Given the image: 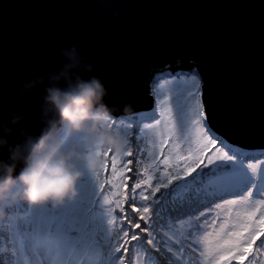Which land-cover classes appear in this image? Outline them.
<instances>
[{"label": "water", "instance_id": "1", "mask_svg": "<svg viewBox=\"0 0 264 264\" xmlns=\"http://www.w3.org/2000/svg\"><path fill=\"white\" fill-rule=\"evenodd\" d=\"M70 46L94 66L84 78L103 82L109 109H149L152 80L192 72L207 125L231 145L264 147V0H0V124L12 129L8 145L23 142L21 129L32 136L42 129L44 87L20 94L15 85L31 76L29 65L45 77L59 69L58 50ZM12 111L25 119L12 125ZM0 160L8 162L7 147Z\"/></svg>", "mask_w": 264, "mask_h": 264}, {"label": "snow or ice", "instance_id": "2", "mask_svg": "<svg viewBox=\"0 0 264 264\" xmlns=\"http://www.w3.org/2000/svg\"><path fill=\"white\" fill-rule=\"evenodd\" d=\"M177 79L172 76L161 75L154 82V87L158 86L162 80L172 81ZM177 87H180L179 82ZM196 93L190 89H184V91L176 99V117L173 118L171 96H165L160 103L163 105V115L162 117H157L155 113L153 118L149 122L148 120H137L129 121L127 124L121 123V128L123 131L128 132L133 125H135L136 136L135 139L140 138V133L143 132L147 135L149 129H151L153 135V152L152 163L148 165V169L155 170L153 168L156 165L157 155L155 149L159 146L161 152L163 151V146L169 143V137L172 138L171 148L169 149L168 156H165L161 163L168 167H173L175 165L177 169V175L172 177L166 173L167 183L158 181L155 185V191L152 193L155 196L156 192H159L161 188H168V185L172 182V179H179V169L181 165L178 163L179 160H185L183 165L184 171L187 174L196 171L201 164L204 163L203 156L206 153L209 145L215 146L216 142L219 141L221 147L228 149V145L220 140L219 137L215 136L211 129L208 127L206 121L204 120V112L202 110V105L197 104L196 107H191V101L195 100ZM183 101V102H181ZM113 119V127L117 123L115 118ZM152 121H156L153 125ZM211 137V139H209ZM157 138L159 144L157 145ZM177 140L184 143L186 148L184 151L188 153L185 157L180 151V143ZM133 141V142H134ZM141 149L139 146L136 147V154H140ZM231 151V149H229ZM111 150L108 149L107 153ZM216 152H220L219 148H216ZM100 153L97 152V155ZM126 156L133 155L132 151L125 153ZM218 160L229 161L228 164L216 165V167L209 169L207 172L201 171L197 173L196 177H193L192 182H185L184 184L175 185L168 193H162L161 196H166L168 199L165 200V205L160 208L155 209L157 216L161 212L168 210L167 205L171 202L176 208H184L185 206L189 209L185 215L192 221L187 225L183 231L177 229L176 225L181 222V217H173L172 224L169 226L168 231L171 233L167 236L166 242L161 247H156L154 244L155 237L147 240V244L153 245L155 252L164 251L172 253L168 258V264H188L190 258V253L186 251L184 240H191L192 243L188 245L191 252L199 251V257L191 261V264H232V261H237L238 264H244L249 257L256 258L260 254H264V162L256 160L254 164L247 163L243 156H241L239 163H232L234 155L230 156L224 153H220L216 157ZM195 164V167L190 168L188 161ZM132 161L121 162L120 160L113 158L112 171L109 173L119 180L131 179V177L125 176L126 172H132L133 170L128 167ZM207 163L213 164L214 160L211 156L207 157ZM117 165H120L117 168ZM222 165L236 166V168L229 167L227 169L222 168ZM107 167V166H106ZM207 167V165H205ZM190 168V171H189ZM252 172L257 173V175H252L248 169ZM148 169H145L147 179L143 180V184H148L150 187L152 176L148 174ZM237 169L246 170V175L243 178V182L246 187L239 192L230 194L232 196L247 197L244 200L237 201L232 200L229 205V216H231V208L235 205L246 204L248 200L256 201L259 200L260 203L257 205L253 203L251 205L252 211H245L244 213L237 212L236 216L230 220H224L220 223L219 231L215 233H208L204 235L206 231V222H195L198 216H203V212H199V206L205 204L207 198L211 197L209 195V188L211 187L212 181L222 175V174H235ZM98 175V174H97ZM111 183V181H109ZM125 189L128 188L127 183L122 185ZM83 183L81 184V189L83 190ZM140 183H135V188H140ZM254 189V191H253ZM134 192V190H133ZM139 193L132 195L129 200V207L132 212H140V209L136 207V196ZM226 197H220V199H225ZM143 199H148L144 196ZM159 199V198H158ZM214 200H210L206 206L210 207ZM119 206V205H118ZM149 209L144 207L139 219L141 221L146 220V213ZM260 212L259 219H256V212ZM48 214V215H45ZM127 221V225L122 224L121 227L124 231L126 237L124 243L132 247H143L144 237H141L139 233H134L129 236L128 225H131L133 229H139L140 232H148V226H141L140 223L134 222V219L130 215L122 217ZM231 223V227L229 224ZM72 220L67 217H57L56 214L51 213L48 209L43 211L33 210L24 216H14L10 218L8 223V230L12 233L13 241L18 245L21 252L25 248L29 250L43 249L47 252L48 258L51 264H67L69 259L73 256L74 251L77 246H80L81 253L92 256L96 249L99 248L95 239L91 235V241L87 244H81V236L79 238H72L68 231H70V226ZM66 225L69 226L66 230ZM257 225H259V230H257ZM79 231L86 232L83 226ZM167 235V234H166ZM172 237L177 238L178 247L176 251L173 252L174 245L172 244ZM201 237H203L201 239ZM71 241V243H69ZM136 241L137 244L132 242ZM257 241L259 243L257 244ZM193 244L200 245L201 247H193ZM255 246V248H254ZM5 251L3 247H0V252ZM120 252V256L113 257V253ZM129 252L128 247L119 245L112 247L111 243L106 248V256L108 259L105 264H124V261ZM144 252L147 256V264H159L158 258L153 255L150 249L144 248ZM19 258H17L18 260ZM5 264H12L11 259L5 260ZM130 264H135V260H131Z\"/></svg>", "mask_w": 264, "mask_h": 264}, {"label": "trees", "instance_id": "3", "mask_svg": "<svg viewBox=\"0 0 264 264\" xmlns=\"http://www.w3.org/2000/svg\"><path fill=\"white\" fill-rule=\"evenodd\" d=\"M131 114H124L111 110L112 118H115L117 121L114 127L122 130L121 123L126 125L129 121L137 120H148L150 122L152 119V115H146L145 112ZM208 127L215 136L219 137L220 140H223L224 143L228 145L227 150L229 151V149H231V151H229L230 153H235L236 155L243 156L244 158L264 157V147L258 146L255 150H252L231 145L223 136L215 132L209 125ZM123 132L129 139L128 151H132L133 155H123L122 157H117L112 151L105 154L108 150L106 148L98 149L97 152L100 154L97 155V152L93 154V159L98 157L100 162L91 173L85 172L84 178L78 186L79 195L74 202L66 203L64 206L56 209L51 208V206L44 209H35L29 206L26 202H21L6 210V218L0 220V247L5 249V251L0 252V264H5V260L7 259H11L12 264H51L47 252L43 249H36L33 251L25 248L23 252H21L18 245L13 241L12 233L8 230V223L11 217L27 215L34 209L38 211L48 209L51 213L56 214L57 217H67L71 219L72 224L68 234L74 239L81 236V244L90 243L91 235L95 239L99 248L96 249L92 256L88 257L87 255H83L81 253L80 246L78 245L67 264H105L108 259L106 256V248L109 245V242L113 248L119 245L129 248L124 264H130V261L133 259L135 260V264H147L148 258L144 252V248L152 251L153 255L158 258L159 264H168V258L172 255V253H168L166 251H164L163 254L161 252H155V248L153 245L147 244V240L155 237V246L161 247L165 244L167 236L171 235L168 228L173 222V217L182 218L181 222L176 225L177 229L180 231L187 228V225L192 221L185 215V213L189 211L186 206L184 208H176L171 202L167 205L168 210L161 212V214L157 216L155 209L164 206L165 200L168 199L166 196L162 197L161 194L168 193L175 185L184 184L186 181L192 182L193 177H196L197 173H200L201 171L207 172L209 169L216 167V165L208 164L207 161L204 160V163L201 164L199 168H196V171L191 172L189 175L183 168L185 160H179L178 163L181 165V168L179 169L180 178L172 179L168 188H161L160 191L156 192L155 196H153L152 193L155 191V185L158 181L167 183L166 173L172 177L177 175L175 165L173 167H168L161 163L164 157L169 154L172 138H168L169 143L163 146L162 152L159 146L156 147L155 152L157 155V161L156 165L153 166L155 169L153 171L152 169H148V165L152 163L151 153L153 152V135L151 129L150 132L148 131L147 135L141 132L140 138L135 139V141V125H133L128 132ZM177 143H180V151L182 155L187 157L188 153L184 151L186 145L179 140H177ZM158 144L159 140L157 138V145ZM218 144L220 145L219 141L216 142L215 146ZM137 146L141 149L139 155L136 154ZM209 149L211 148H208L207 150ZM223 149L225 150L226 148L223 147ZM114 157L122 163L129 160L132 161L128 167L133 171L126 172L124 174L125 176L131 177V179L125 181L123 178H120L117 180L116 177L109 174L112 171L111 166ZM228 163L229 162H226L225 164ZM188 164L190 165V168L195 167V164H193L190 160L188 161ZM205 165H207V167H205ZM119 167L120 165H117V168ZM229 167L230 166L228 165H224L223 168L227 169ZM145 169H148V174L152 176L151 187L148 184L142 183L143 180L147 179ZM109 181H111V183H109ZM82 183L84 185L83 190L81 189ZM124 183H127V189L122 186ZM135 183H140L141 187L138 189L135 188ZM245 187L246 184L243 181L238 185L221 186L211 184V187L209 188V195L211 197L207 198L205 204H201L198 209V211L203 212L204 215L198 216L195 221L198 223L206 222V231L204 235L219 231L220 223L222 221H231L236 216L237 212H250L253 210L251 207L253 203L257 205L260 203L259 200H248L246 204L238 203L231 208V216H229V205L231 201H241L247 197V193H245V197L232 196L230 194L242 191ZM133 190L135 193H139V195L136 196V207L140 209V212H132L129 207V200L134 194ZM144 196H147L148 199H143ZM224 196L226 197L225 199H220V197ZM210 200H214L215 202L211 203V206L208 207L206 204ZM144 207H147L149 211L145 214L147 219L141 221L139 217ZM126 215H130V217L134 219V222L140 223L142 227L145 225L148 226V232H140L139 229H133L131 225H128L129 236L134 233H139L141 237L145 238L143 247H132L124 243L126 237L121 225H127V221L121 218ZM259 216L260 212L257 211V220L259 219ZM82 226L86 232L81 233L79 231ZM229 227H231V223L229 224ZM68 228L69 226L66 225V230H68ZM257 230H259V225H257ZM202 238L203 237H201V239ZM261 239H264V236H261ZM69 243H71V241H69ZM132 243L135 245L138 242L133 241ZM190 243H192L190 239L184 240L185 249L190 253L188 264H191V261L200 255L199 251L194 253L191 252V249L188 248ZM258 243L259 241H257V244ZM172 244L174 245L173 252H175L176 247L179 246L176 237H172ZM193 247L199 248L201 246L193 244ZM121 254L122 253L120 252H116L112 255L115 257L120 256ZM17 258L19 259L17 260ZM232 264H238V262L232 261ZM244 264H264V254L258 255L256 258L249 257V260H246Z\"/></svg>", "mask_w": 264, "mask_h": 264}, {"label": "clouds", "instance_id": "4", "mask_svg": "<svg viewBox=\"0 0 264 264\" xmlns=\"http://www.w3.org/2000/svg\"><path fill=\"white\" fill-rule=\"evenodd\" d=\"M113 17L119 19L120 12L113 10ZM58 55L64 61L59 69L45 77L29 65L26 71L31 76L15 85L20 94L44 87L41 134L32 136L21 129L24 140L12 147L5 139L12 129L0 124V149L7 147L9 152L8 162L0 160V220L6 218L7 209L21 202L35 209H56L74 202L85 172L91 173L100 162L98 157L93 159L98 149H110L117 157L128 151L129 139L113 127L111 110L104 103L108 91L103 82L96 76L84 78L94 71L88 57L75 46L59 49ZM10 99L15 102L18 97ZM130 111L129 102L124 112ZM8 115L12 125L25 119L16 111ZM20 163L25 166L14 176Z\"/></svg>", "mask_w": 264, "mask_h": 264}, {"label": "rangeland", "instance_id": "5", "mask_svg": "<svg viewBox=\"0 0 264 264\" xmlns=\"http://www.w3.org/2000/svg\"><path fill=\"white\" fill-rule=\"evenodd\" d=\"M172 77H175L177 79H174L172 81H165L162 80L160 82V84L158 86H153L155 80H152L151 83V93L153 96V102H154V106L143 110V111H137L134 112L132 114H136L139 112L142 113H146V115H152L153 118V114L155 113L157 115V117H162L163 115V110L164 107L163 105L160 103L161 100L164 99L165 96H171L172 100H171V104H172V111H173V118L176 117V113H177V109H176V99L177 97L184 91V89H190L191 91L195 92L196 98L195 100L191 101V107H196L197 104L202 105L201 103V81L199 76L196 73H189V74H179L178 76L175 75H170ZM167 77V76H165ZM179 82L180 87H177V83ZM183 102V101H181ZM203 110V108H202ZM204 112V111H203ZM131 114V115H132ZM204 120H205V116H204ZM153 125H155L156 121H152ZM150 132V129H149ZM209 139H211V137H209ZM208 148H211L209 150L206 151V153L204 154V156L202 157L203 160L207 161V157L211 156L212 159L214 160V165H220V164H225L226 162L229 161H223V160H218L216 159L217 156L220 155V153H224L227 155H234V159L231 161L232 163H239L241 156L236 155L235 153H230L227 149H223V147H221V145H216V146H212L209 145ZM216 148L220 149V152H216ZM244 153V152H243ZM244 158V157H243ZM244 160L249 163V164H254L256 160H260L262 162H264V157H260V158H244ZM224 167V165H222V168ZM233 168H236V166H230ZM248 171L252 174V175H257V173L252 172V170L249 168ZM246 175V170L244 169H237L235 174H222L218 177H216L213 181L212 184L213 185H221V186H225V185H238L243 181L244 176ZM189 182V181H186ZM254 190V189H253Z\"/></svg>", "mask_w": 264, "mask_h": 264}]
</instances>
